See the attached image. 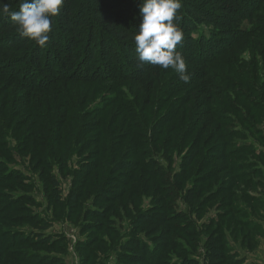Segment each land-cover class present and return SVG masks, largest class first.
<instances>
[{
  "label": "trees",
  "instance_id": "obj_1",
  "mask_svg": "<svg viewBox=\"0 0 264 264\" xmlns=\"http://www.w3.org/2000/svg\"><path fill=\"white\" fill-rule=\"evenodd\" d=\"M140 4L66 0L45 48L0 17V264H62L51 253L66 249L65 236L45 233L52 223L30 207L36 184L18 168L26 164L57 217L69 212L91 236L77 247L84 264H107L99 258L110 251L118 264H244L224 225L234 238L247 228L242 245H258L254 220L263 217L254 208L264 201L240 189L264 177V0H182L177 50L187 83L137 59ZM244 18L262 33L242 29ZM242 40L254 49L249 61L236 52ZM56 167L74 176L65 202ZM215 204L218 219L199 226ZM124 217L127 240L115 227Z\"/></svg>",
  "mask_w": 264,
  "mask_h": 264
},
{
  "label": "rangeland",
  "instance_id": "obj_2",
  "mask_svg": "<svg viewBox=\"0 0 264 264\" xmlns=\"http://www.w3.org/2000/svg\"><path fill=\"white\" fill-rule=\"evenodd\" d=\"M241 27H242V29H244V30L246 29L247 31H250L249 29H253L252 32L250 31L251 33L249 32L252 37H254V35H256L257 32L262 33V30L258 24L251 23L245 18L243 19V21L241 23ZM237 46H238L239 50L236 52H239V55L241 58H244V59L249 61V58H252L253 51H254V49L251 47V45H245V40H242ZM258 56H259L258 61H260L261 57H260V55H258ZM259 65L261 67L260 71H262L264 73V63L262 60L260 61ZM106 97L107 96H103L101 99L95 100L93 102V104H95V103L96 104H100V103L103 104ZM237 124L240 125L238 122H237ZM241 128H242V126L240 125L239 129H241ZM260 129L264 133V117L260 123ZM25 159H26V157H25ZM78 160L79 159H77V157H74L72 159V165H71L72 171H75V169L80 168ZM163 162L165 164H167V162L165 160ZM180 165H181V157L176 155L175 159L173 161V168L175 169L176 172L179 170ZM26 167H28L27 164H26ZM26 167H23L21 165L18 166V168L22 169L27 175L32 177L35 184H36V189L33 192V195L35 196L36 202L34 204L30 205L31 209H33L37 213H42L43 215H45V217L47 219H49V222L52 223V226L47 228L44 231L45 233H47L48 235H50L52 237H56L57 235H64L66 238V249H65V251L52 252L51 253L52 257H56V258L60 259L62 261V264H84L83 259L80 255L77 247L81 241H83L87 237H91V236L90 235L88 236V234H89L88 232H86V233L82 232L84 229H83V226L80 223V221L77 223V222H74L73 220H71L69 218V216H68L69 212L66 213V215H61V216L57 217V214L54 212L53 206H51V202H49V200H48V196L46 195V193L43 190V185L40 181V178L38 177V175L32 173V171L28 170ZM55 169H56L55 173L57 174V176L60 179L59 196H60V199H62L61 201L65 202L67 199L70 198L69 196H71L70 194L73 190L74 176H73V174H69L67 176L61 175L59 173L58 167H56ZM262 169L264 171V166ZM245 186L246 185H243L242 188L240 189L243 193H244V191H243V189H244L245 192L248 191V193H250L251 195L255 196L258 199L260 198L264 201V177L258 178V182L255 183L256 187H250V188L246 189ZM92 202L93 201L90 200L86 206H88V207L92 206L93 205ZM150 202H151V199L146 198L144 200L143 207L148 208L150 206ZM217 203H219V202H217ZM219 205L220 204H215V205L211 206L207 210V212L204 214V216L198 219V225L203 227L205 225L211 224L214 220H217L219 217L220 211H222L219 208ZM239 205L245 206V203H240ZM177 206H178L179 210H182V211L187 210V206L184 203V201L183 202L179 201ZM254 209H258L257 211L259 212V215H262V217H263V218L257 217L254 220L262 226V227L260 226L262 231L258 232V234H254L255 236L258 235V241H259L258 245L254 249H248L242 245V242H243L242 238L243 237L247 238V236H246L248 233L247 228L243 230L242 234H238L239 236L234 238V236L232 235V232H231V228L229 226L224 225L222 227L223 230H227L226 233H227L228 243L230 245V248L233 250L232 252L237 254L239 256L238 258L244 261L243 262L244 264H264V206L259 207V204H257ZM232 217L233 218L236 217V219H239L240 217L245 218V215H244V213H241V214H236L235 216H232ZM250 217H251V214H250ZM241 219H243V218H241ZM116 224L117 225L115 227L118 229L120 235L123 237V240H127L128 236L130 235L131 229H132L131 228L132 227L131 221L124 217L123 222L118 221V223H116ZM235 224L233 226L234 229H235ZM201 229H203V228H201ZM32 231L33 230L30 227V232H32ZM207 235L208 234L205 231V233L203 234L202 244H201V247L199 250V253H201L200 255L202 256L201 257L202 262H203V258H204V254H205L204 243L208 237ZM95 236H97V235L95 234ZM27 250L28 251H38V250H32V249H27ZM40 253L43 254V252H40ZM100 259H101V261H104L107 264H118V257L114 251H110L106 254L105 253L101 254V257L99 258V260ZM198 259H199V257H198ZM49 262H51V261H49Z\"/></svg>",
  "mask_w": 264,
  "mask_h": 264
},
{
  "label": "clouds",
  "instance_id": "obj_3",
  "mask_svg": "<svg viewBox=\"0 0 264 264\" xmlns=\"http://www.w3.org/2000/svg\"><path fill=\"white\" fill-rule=\"evenodd\" d=\"M66 0H19L18 10L0 0V17H7L22 36L41 48L47 47L53 18ZM182 0H141L142 18L133 36L135 52L141 65L147 63L163 69L171 68L185 83L189 82L188 65L177 46L183 40L180 27Z\"/></svg>",
  "mask_w": 264,
  "mask_h": 264
}]
</instances>
